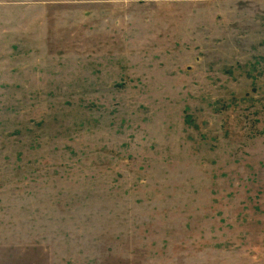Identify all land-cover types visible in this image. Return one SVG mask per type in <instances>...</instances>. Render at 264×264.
<instances>
[{
    "label": "rangeland",
    "instance_id": "obj_1",
    "mask_svg": "<svg viewBox=\"0 0 264 264\" xmlns=\"http://www.w3.org/2000/svg\"><path fill=\"white\" fill-rule=\"evenodd\" d=\"M0 264H264V0H0Z\"/></svg>",
    "mask_w": 264,
    "mask_h": 264
}]
</instances>
